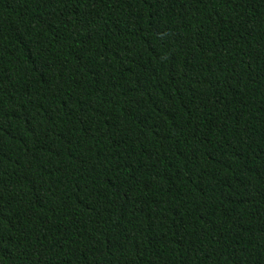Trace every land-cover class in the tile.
Masks as SVG:
<instances>
[{
    "label": "trees",
    "instance_id": "16d2710c",
    "mask_svg": "<svg viewBox=\"0 0 264 264\" xmlns=\"http://www.w3.org/2000/svg\"><path fill=\"white\" fill-rule=\"evenodd\" d=\"M0 264H264V0H0Z\"/></svg>",
    "mask_w": 264,
    "mask_h": 264
}]
</instances>
